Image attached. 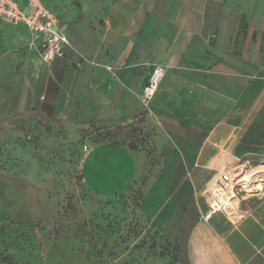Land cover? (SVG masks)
I'll return each instance as SVG.
<instances>
[{"label": "crops", "instance_id": "0c3cea01", "mask_svg": "<svg viewBox=\"0 0 264 264\" xmlns=\"http://www.w3.org/2000/svg\"><path fill=\"white\" fill-rule=\"evenodd\" d=\"M69 1L44 0L70 45L51 64L34 52L40 72L26 100L32 108L47 116L81 108L98 125L135 122L150 115L140 95L153 68L163 65L150 115L161 122L155 138L167 155L182 143L183 154L195 156L181 162L186 170L214 171L198 173L202 189L220 171V160H207L208 140L230 143L228 154L264 147V1L248 0L252 14L243 37L239 0ZM68 3L75 7L70 15ZM10 26L24 28L29 42L25 26ZM236 146L244 150L237 153ZM137 170L136 154L123 145L102 143L87 154L86 180L101 192L125 189ZM203 204L174 231L187 264H264V191L236 226L222 213L205 219Z\"/></svg>", "mask_w": 264, "mask_h": 264}, {"label": "rangeland", "instance_id": "374dc122", "mask_svg": "<svg viewBox=\"0 0 264 264\" xmlns=\"http://www.w3.org/2000/svg\"><path fill=\"white\" fill-rule=\"evenodd\" d=\"M68 4L70 15L75 7ZM237 7L243 37L252 12L248 0ZM35 53L24 28L0 22V264H187L174 231L200 202L206 208V187L197 175L214 171L186 170L181 162L195 156L183 154L182 143L174 154L163 152L155 138L161 122L150 115L98 125L81 108L65 106L55 116L32 108L26 100L40 72ZM102 143L137 146L131 149L137 174L123 190L101 192L86 180L87 154ZM208 144L207 160H220L217 169L236 166L255 174L253 187L264 189V147L228 154L230 143ZM262 196L253 193L242 202V220L233 223L222 213L224 221L240 224Z\"/></svg>", "mask_w": 264, "mask_h": 264}, {"label": "built area", "instance_id": "2783aa9c", "mask_svg": "<svg viewBox=\"0 0 264 264\" xmlns=\"http://www.w3.org/2000/svg\"><path fill=\"white\" fill-rule=\"evenodd\" d=\"M0 20L14 26H25L30 38L28 45L48 64L57 57H64L70 45L69 36L61 19L45 4L44 0H0ZM166 75V67L157 65L143 86L140 98L147 113L152 115V101ZM89 147V146H88ZM228 166L214 177L204 190L209 219L215 213H223L232 222L244 214L242 202L253 193H259L255 174ZM251 175V176H250ZM264 181V180H262Z\"/></svg>", "mask_w": 264, "mask_h": 264}, {"label": "trees", "instance_id": "16d2710c", "mask_svg": "<svg viewBox=\"0 0 264 264\" xmlns=\"http://www.w3.org/2000/svg\"><path fill=\"white\" fill-rule=\"evenodd\" d=\"M113 144H115V143H113ZM115 145H120V144H115ZM130 148L135 150V149H137V146L134 143H131Z\"/></svg>", "mask_w": 264, "mask_h": 264}, {"label": "bare ground", "instance_id": "6f19581e", "mask_svg": "<svg viewBox=\"0 0 264 264\" xmlns=\"http://www.w3.org/2000/svg\"><path fill=\"white\" fill-rule=\"evenodd\" d=\"M256 172H260V171H256ZM262 172V171H261ZM257 175V174H256Z\"/></svg>", "mask_w": 264, "mask_h": 264}]
</instances>
